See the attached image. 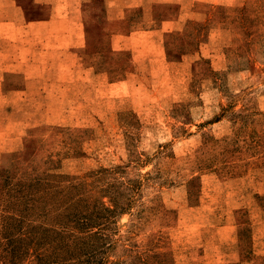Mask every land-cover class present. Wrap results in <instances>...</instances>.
I'll list each match as a JSON object with an SVG mask.
<instances>
[{
    "label": "rangeland",
    "instance_id": "obj_1",
    "mask_svg": "<svg viewBox=\"0 0 264 264\" xmlns=\"http://www.w3.org/2000/svg\"><path fill=\"white\" fill-rule=\"evenodd\" d=\"M0 168V264H264V0H0Z\"/></svg>",
    "mask_w": 264,
    "mask_h": 264
},
{
    "label": "trees",
    "instance_id": "obj_2",
    "mask_svg": "<svg viewBox=\"0 0 264 264\" xmlns=\"http://www.w3.org/2000/svg\"><path fill=\"white\" fill-rule=\"evenodd\" d=\"M50 186L51 182L49 181L42 180V178L38 177H30V172L24 171L23 173H17L15 171H9V169L7 168H0V196L4 197L5 195H7V197H10V202H14L12 203L13 209L17 212L20 210L19 204H23V210L27 212L28 210L36 208V201L38 202V200L40 199V195H38V192H43V190L49 188ZM18 216L19 215H17L16 213L12 214L9 212L0 215V235L3 239L7 240V242H17L18 240H21L19 237L16 238V236H11V233L16 232V230L14 229L17 228L21 222ZM71 218L73 217L71 216ZM86 234L88 233L86 232L84 234L68 235V237L70 238H67L68 241L75 246V252L70 256L76 257V255L84 253L85 250L90 251L88 252L89 255L95 254L96 250L95 252H92V247H88L87 242H89V238H94L96 233L92 232L88 236H85ZM64 243H67V241ZM64 243H62V245H64ZM67 247L68 245L64 246L61 251H58L57 256L66 253ZM64 260H59L60 262H57V264H61L62 262H64ZM68 262H70V264H80L78 262H74V260ZM88 264L101 263L98 262Z\"/></svg>",
    "mask_w": 264,
    "mask_h": 264
}]
</instances>
